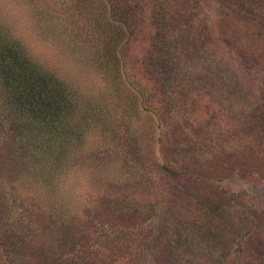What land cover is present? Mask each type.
Wrapping results in <instances>:
<instances>
[{"label": "rangeland", "instance_id": "1", "mask_svg": "<svg viewBox=\"0 0 264 264\" xmlns=\"http://www.w3.org/2000/svg\"><path fill=\"white\" fill-rule=\"evenodd\" d=\"M77 1L26 0L35 32L59 54L55 66L44 62V67L88 96L103 89L94 80L98 65L91 52L102 40L103 27L112 25L111 0ZM153 1L161 5L157 18L174 15L163 24L166 32L158 33L154 46H149L155 49L152 69L158 75L156 91L166 123L153 127L151 145L142 142V134L136 141L131 139L138 162H128L131 167L127 169L123 167L127 162L114 149L137 133L131 127L126 132L122 119L114 141L102 136L85 139L82 155L76 157L70 173L59 178L66 208L75 207L79 227L62 243L50 231L51 214L41 202L43 195L26 187V174L7 160L10 146L0 138V177L6 182L10 209L16 210L9 220L16 233L0 235V264H150L143 247L148 239L143 235L155 234L159 227L155 264H246L236 246L227 253L201 237L197 229L184 228L164 216L151 186L158 184L159 177L148 172V177L137 178L133 171L138 172V165L153 155L159 166L167 164L178 174H192L195 183L201 184L193 188L199 189L196 195L202 200L216 196L208 188L211 185L238 197L240 208L247 204L257 213L264 207V124L259 132L250 129L251 133L232 113L235 108L247 115L252 111L246 106L250 104L264 114V0ZM120 94L125 95L124 90ZM135 108L138 122L146 126L140 100ZM102 186L111 190L104 197L98 191ZM110 237L129 243H109ZM168 244L176 247L171 250ZM66 250L58 259V252Z\"/></svg>", "mask_w": 264, "mask_h": 264}, {"label": "trees", "instance_id": "2", "mask_svg": "<svg viewBox=\"0 0 264 264\" xmlns=\"http://www.w3.org/2000/svg\"><path fill=\"white\" fill-rule=\"evenodd\" d=\"M150 1H109L112 25L103 27L102 40L96 43L97 46L91 52L98 65L94 80L103 89L93 90L88 96L80 95V91L75 86L73 89L63 77L41 67L27 56L18 43L11 41L8 29L0 23V138L10 146L7 160L26 174V187L43 195L41 202L51 214L48 219L50 231L57 235L56 239L61 243L74 235L79 227L75 223V207L72 210L66 208L67 199L60 192L59 178L64 172L70 173L72 164L78 159L76 157L82 155L85 139L102 136L110 142L114 141V133H118L122 119L126 132L131 127L137 133L136 138H125V145H116L115 149L112 147L127 162L123 163L127 169L131 167L130 163L138 162L132 142L142 134V142L146 146L151 145L156 133L153 127L158 123H166L156 91L159 89L158 75L152 69L151 58L155 49L149 46H154L158 33L163 35L166 32L163 24L172 21L174 15L172 13L165 19L157 18L160 15L157 8H161V5ZM78 2L81 4V0ZM95 14L99 15L98 10ZM121 90H124L125 95L120 94ZM137 98L147 118L146 126L137 120ZM246 106L252 110L247 115L243 114L244 110L237 112L235 108L232 113H235L236 120L238 118L245 122L247 130L253 133L250 129L258 131L264 124V114L254 110L250 104ZM118 137L120 139V133ZM153 157H146L138 165V172H133L137 178L148 177V172L151 177H159L156 179L158 184L151 186H154L152 191L155 200H159L158 204L161 202L159 207L164 216L176 220L184 228L197 229L201 237L221 245L227 253L234 252L233 247L236 246L246 257V264L264 263V207L257 213L247 204L240 208L238 197L232 198L230 192L227 194L223 190L216 191L211 185L208 188L216 196L202 200L201 196L196 195L198 188H193L200 183H195L196 178L192 174H178L167 164L159 166ZM94 179L97 181L95 175ZM98 191L104 197L111 190L102 186ZM9 205L6 182L0 177V235L4 237L16 233V226L9 224L16 210L14 208L15 211H12ZM16 225H21V222L16 220ZM159 228L155 234L150 232L143 235L145 240L148 239L143 247L150 264H155L153 250H157ZM225 237H230L231 241L229 238V241L222 242ZM125 239L107 238L109 243H125ZM6 240L10 242L9 237ZM7 241L4 245L9 243ZM168 246L171 250L176 247ZM66 252L59 251L58 259H62Z\"/></svg>", "mask_w": 264, "mask_h": 264}, {"label": "clouds", "instance_id": "3", "mask_svg": "<svg viewBox=\"0 0 264 264\" xmlns=\"http://www.w3.org/2000/svg\"><path fill=\"white\" fill-rule=\"evenodd\" d=\"M0 23L8 29L11 41L18 43L41 67L45 66L44 62L56 65L59 54L51 43L42 41L35 32V22L26 0H0Z\"/></svg>", "mask_w": 264, "mask_h": 264}]
</instances>
